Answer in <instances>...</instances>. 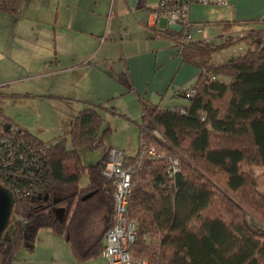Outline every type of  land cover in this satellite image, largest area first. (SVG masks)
I'll list each match as a JSON object with an SVG mask.
<instances>
[{
	"label": "trees",
	"instance_id": "obj_1",
	"mask_svg": "<svg viewBox=\"0 0 264 264\" xmlns=\"http://www.w3.org/2000/svg\"><path fill=\"white\" fill-rule=\"evenodd\" d=\"M22 2L0 0V10L18 13ZM234 22L215 21L224 26L221 36L227 33L220 42L183 45V60L201 69L187 114L145 105L139 149L125 155L126 165L142 162L129 205V216L138 221L134 258H148L151 264H264V19L246 22L245 32H232ZM185 31L169 27L167 34L179 43ZM236 44L244 45L239 53L223 62L213 60V53ZM0 117V133L17 129L43 145L49 166L38 194L43 197L33 201L15 195L14 227L3 235L0 264H14L22 247L38 239L42 226L65 233L78 259L100 257L114 208L113 185L102 169L111 149L89 166L79 151L100 144L109 131L102 128L98 106L80 110L69 130L50 141L18 128L1 106ZM155 129L165 140L154 135ZM151 147L156 156L149 153ZM174 157L179 170L170 174ZM86 170L90 180L82 187ZM58 193L71 212L63 222L46 201Z\"/></svg>",
	"mask_w": 264,
	"mask_h": 264
},
{
	"label": "rangeland",
	"instance_id": "obj_2",
	"mask_svg": "<svg viewBox=\"0 0 264 264\" xmlns=\"http://www.w3.org/2000/svg\"><path fill=\"white\" fill-rule=\"evenodd\" d=\"M28 1L43 2L45 4H30V8L36 9L37 12H41L40 16L43 24H37L40 33L34 38L27 40V42L23 39L15 38L13 35L24 34L30 35L31 37L32 34L28 32L29 30L25 31L23 25L19 24L18 30L11 32L12 29H16V24L13 28V25L5 24V21H3L4 16L15 17L17 14L0 11V106L3 108L4 113L12 118L17 126L21 125L26 127L42 140L50 141L58 135L64 134L67 129H69L68 127L72 115L76 113L81 106L78 97L90 98L95 101L113 105L110 104L111 101L109 102L107 99L114 96V104L116 103L118 105L119 113L114 114L110 110H102V128L111 127V129L103 135V143L98 146L93 145L80 148V155L84 164L89 166L97 163L103 156L105 149L110 146L125 149L127 153L135 154L140 144L139 130L128 115L139 117L134 116L137 115L139 111L138 106L136 108L134 103L130 102L129 98L135 93H131L129 97V84L122 78V75H125L122 70L119 73L114 70V67L109 68V66H100L90 71L83 70L81 72H73L67 70L59 74H53L54 76L51 77L53 81L52 89L63 91L69 95H76V100H64L60 97L53 98L52 100H43L32 95H27L25 91L37 87V84H42L45 78L35 76L34 74L44 71L45 68L37 64L31 72H26L25 69L20 66V60L12 56L15 52H20V49L32 52L34 57L43 56L48 45V34L52 39L55 38V35L58 36V39L61 36L67 38L68 41L65 42L67 50L69 49L71 51L73 48L74 51H77L80 49L83 45L81 32H87L93 27L94 29L99 28L100 24H102V18L98 17V12H94L93 5L95 0ZM157 1L158 0H149L148 4H150V6H156ZM90 4H92V8ZM111 4H120L119 9L113 8L110 15L106 12L107 18L108 16H112L111 28H113V34L117 35L118 27L122 29L127 27L129 33L133 35V38L138 43L140 33L143 32L142 28H145L144 25L150 21L153 9L149 10L148 13L141 14L142 9L130 7L124 0H112ZM205 6V22L200 24L199 27L194 26L191 29V33L195 39L203 37L210 38L211 36L215 37L220 33L221 26L206 21H213L215 18L231 20L236 18V16H234L235 6L232 3L211 2L209 5ZM57 16L59 20H57V27H55ZM165 18L166 17L162 15L158 21L163 27L167 22ZM140 21H143L144 24L141 25ZM237 29H239V27ZM245 31L246 30L242 32ZM127 36L129 37V34ZM27 37L29 38V36ZM31 40L32 42H30ZM126 42H131V40L126 38L125 43ZM243 47V44H236L230 48L217 51L213 53V60L215 62L226 61L231 56L236 55L240 48ZM27 75H30V77ZM32 75L33 77H31ZM174 90L175 87L161 99L163 105L181 101L173 97L175 93ZM124 111H129L131 114L126 115ZM66 136L69 135L66 134ZM71 144L69 140L68 145L71 146ZM260 174V184L264 186V173L260 171ZM88 183V172L86 170L83 173L81 185H88ZM58 194L59 197H62V193ZM62 205L65 204L63 203ZM13 227L14 222L7 228L5 234L9 235ZM38 235L39 237L35 241L38 246L37 253L38 255L42 253L43 259L41 260L38 256L37 263H59L58 255L56 258L54 256L55 252H57L56 246L60 242L59 240H61V243L69 244V241H67L68 236L54 235L52 229L46 226L39 228ZM27 245L28 244L25 246ZM95 263L107 264L106 260L101 257ZM83 264H91V262L85 261Z\"/></svg>",
	"mask_w": 264,
	"mask_h": 264
},
{
	"label": "crops",
	"instance_id": "obj_3",
	"mask_svg": "<svg viewBox=\"0 0 264 264\" xmlns=\"http://www.w3.org/2000/svg\"><path fill=\"white\" fill-rule=\"evenodd\" d=\"M119 1V0H118ZM128 5L133 8L137 7L138 9H142L141 14L148 13L149 10L153 9L155 6H150L148 4L149 0H124ZM112 0H95L93 8L94 12H98V17L102 18V24H100L99 28L90 29L87 32H81V36L83 39V45L77 51H74L73 48L70 51L66 49L65 42L68 41L67 38L61 36L59 39L58 36L55 35V38L52 39L48 34V45L46 50L41 57H34V54L25 49H20L21 51L13 54L12 56L17 57L20 60V66L25 69L26 72H31L36 65L45 68L44 71L40 73H35V76L44 77L45 80L40 85H36L37 87L32 88L30 90H26L25 93L27 95H32L37 97L38 99L43 100H52L53 98L60 97L64 100H76V95H69L64 93L63 91H58L53 88V81L51 80L54 75L59 74L63 71H73V72H81L83 70L90 71L94 68H98L100 66H109V68L114 67L116 72L122 70L125 75H122L123 79L127 81L129 84V97L131 93L132 97H130V102L134 103V106L137 108L138 106V114L132 117L129 111H124L126 115L129 116L131 121L135 123V126L139 130V143H140V126L139 123L143 119L145 113V105H162V98L175 87V93L173 97L180 99L181 101L167 103V105L173 104H185L187 101L184 96L179 93V89L181 87H190L192 86L197 78L200 75L201 69L193 64L185 62L181 56V49L185 44H191L193 42L202 41V40H212L216 42H220L223 37L226 36L225 33L221 36L223 32V24H217L215 21L218 20H230V21H238L233 27L232 32H242L247 29L249 25L246 22L250 20H259L264 19V0H226V3H232L235 6L234 16L235 19H216L213 21H206L212 23L214 25L221 26V31L218 35L211 36L210 38H199L195 39L192 34V39L184 42L176 43L171 37L168 36L167 32L169 29L168 23L163 27L160 25V22H154L150 19L148 23L143 29V32L140 33L139 42L135 41L133 35L129 33L127 27H124V31L121 27L117 28V35L113 34L112 26V16L106 17V12L108 15L112 13L113 8H118L120 4H111ZM30 4H45L40 2H29L28 0H23L21 10L16 13L14 16H4L3 21L5 24L13 25V28L16 24V29H12L17 31L19 24L23 25V29L28 31L30 35L24 34H15V38L23 39L27 42L34 38L39 32V27L37 24L42 25V18L40 16L41 12H37L36 9L30 8ZM91 8H92V4ZM205 5L209 4H200L193 3L189 8V21L192 24V27L198 26L205 22L204 20V11L206 9ZM3 11V10H0ZM4 13H12L9 11H3ZM8 15V14H5ZM140 15V14H139ZM142 16V15H140ZM57 20L59 17H56L55 27H57ZM105 20V21H104ZM142 20V19H141ZM167 21V17L165 18ZM24 22V23H22ZM234 22V23H235ZM106 23V24H105ZM141 25L144 24L143 21H140ZM155 23V24H154ZM236 27V29H235ZM239 27V29H237ZM202 29V28H201ZM96 30V31H95ZM22 33V32H21ZM129 34V37L127 36ZM29 36V38L27 37ZM214 37V38H212ZM14 38V40H15ZM130 39L131 42H126L125 39ZM134 41V42H132ZM32 42V40L30 41ZM126 46V47H125ZM230 48V47H229ZM244 48V47H243ZM243 48H240L242 50ZM227 49V48H226ZM224 50V49H223ZM239 50V51H240ZM239 53V52H238ZM53 62V63H52ZM39 68V67H38ZM30 77V75H27ZM33 77V75L31 76ZM113 94V93H112ZM111 95V94H110ZM109 95V96H110ZM115 97H109L107 100L113 104L109 105L108 103H102L101 101H95L90 98L78 97V100L81 104L80 109L76 113H74L70 120V125L72 120L77 116V114L83 108L88 105H97L101 114L102 110H110L114 114L119 113L118 105L114 104ZM140 105V108H139ZM113 107V108H112ZM127 112V113H126ZM103 116V115H102ZM18 128L29 130L26 127L18 125ZM111 129V127H106ZM69 129H67L68 131ZM33 133V131L29 130ZM66 131V132H67ZM65 132V133H66ZM35 134V133H34ZM36 135V134H35ZM61 135V134H60ZM58 135V136H60ZM63 135V134H62ZM39 137V136H38ZM103 143V141L101 142ZM100 143V144H101ZM98 141L94 144L95 146L100 145ZM93 146V145H92ZM140 146V144H139ZM87 147V146H86ZM117 147L110 146L106 149H113ZM105 149V150H106ZM119 149V148H118ZM139 149V148H138ZM122 150L125 155H134L127 153L125 149ZM137 153V152H136ZM135 153V154H136ZM83 176V175H82ZM82 180V179H81ZM89 174H88V182H89ZM82 186V185H81ZM86 186V185H84ZM83 187V186H82ZM65 204L67 206V202L63 200L58 203L57 206ZM71 212L66 213L64 221L67 220ZM56 215V214H55ZM58 219V218H57ZM59 220V219H58ZM136 220V219H135ZM60 221V220H59ZM137 221V220H136ZM63 222V221H61ZM138 222V221H137ZM50 228V227H49ZM52 229V228H51ZM54 235H65V233H56L53 229ZM93 230H90L92 232ZM89 240L93 239V235H90ZM60 242L56 246L57 252H55V258L59 257V263L57 264H83V262L88 261L91 264H96L95 262L101 257L90 258L88 260H80L76 257L72 245L69 241V244ZM27 246H23L22 249L18 253V259L14 261V264H40L37 263V258L42 260V253L38 255L37 249L38 246L36 242H29ZM28 253V254H27ZM102 258V257H101Z\"/></svg>",
	"mask_w": 264,
	"mask_h": 264
},
{
	"label": "built area",
	"instance_id": "obj_4",
	"mask_svg": "<svg viewBox=\"0 0 264 264\" xmlns=\"http://www.w3.org/2000/svg\"><path fill=\"white\" fill-rule=\"evenodd\" d=\"M211 2H226V0H158L153 8L151 20L156 23L162 15L167 17L170 28H186L185 39L189 41L192 39V24L189 21L190 5ZM196 92L197 89L193 85L187 88L181 87L179 93L184 96L187 103L167 106L173 111L187 114V105ZM153 133L157 138L165 140L159 129H155ZM44 152L43 145L27 138L17 129H13L10 133H0V182L20 198L37 196L42 192L49 178V166L45 161ZM149 153L156 156L155 147H151ZM141 166L142 162L137 167L126 165L125 153L118 148L111 149L108 160L102 166L103 173L110 179L114 191L112 225L106 231L104 248L101 252V257L107 264H151L148 258H134L131 251L138 239V222L129 216V205L135 170ZM178 170L179 159L174 157L168 171L174 174Z\"/></svg>",
	"mask_w": 264,
	"mask_h": 264
},
{
	"label": "water",
	"instance_id": "obj_5",
	"mask_svg": "<svg viewBox=\"0 0 264 264\" xmlns=\"http://www.w3.org/2000/svg\"><path fill=\"white\" fill-rule=\"evenodd\" d=\"M91 193L86 194L84 197L90 196ZM43 197L41 194L37 195V197H33L32 200L34 201L36 198ZM45 198H49L50 195L46 194ZM62 201V197L54 198L53 202L58 204ZM15 206V195L14 193L4 184L0 182V246L3 243V235L12 221V213L13 208ZM54 212L56 217L60 221H64L66 213H67V206L59 205L54 208Z\"/></svg>",
	"mask_w": 264,
	"mask_h": 264
},
{
	"label": "flooded vegetation",
	"instance_id": "obj_6",
	"mask_svg": "<svg viewBox=\"0 0 264 264\" xmlns=\"http://www.w3.org/2000/svg\"><path fill=\"white\" fill-rule=\"evenodd\" d=\"M58 197H59V196H55V195H53L52 197H50V199L46 200L47 202L49 201V203H47V204L54 205V206L56 207L58 204H55V203L53 202V200H54V198H58ZM46 201L43 202V204L46 203ZM53 203H54V204H53Z\"/></svg>",
	"mask_w": 264,
	"mask_h": 264
}]
</instances>
